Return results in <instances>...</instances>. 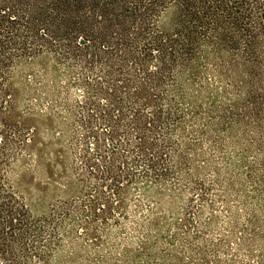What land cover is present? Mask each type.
<instances>
[{
    "label": "trees",
    "instance_id": "1",
    "mask_svg": "<svg viewBox=\"0 0 264 264\" xmlns=\"http://www.w3.org/2000/svg\"><path fill=\"white\" fill-rule=\"evenodd\" d=\"M40 57L58 74L53 115L19 108L16 78ZM35 120L67 147L77 187L42 217L11 178L36 146ZM197 135L220 150L245 139L242 151L221 150L246 183L242 260L221 259L190 213L132 220L143 200L175 201ZM258 240L264 0H0V264H51L64 250L70 263L264 264Z\"/></svg>",
    "mask_w": 264,
    "mask_h": 264
},
{
    "label": "rangeland",
    "instance_id": "2",
    "mask_svg": "<svg viewBox=\"0 0 264 264\" xmlns=\"http://www.w3.org/2000/svg\"><path fill=\"white\" fill-rule=\"evenodd\" d=\"M20 71L15 81L22 91L20 110L28 108L33 113L44 111L53 115L59 99V80L54 63L49 58L40 57ZM33 124L36 127V146L32 148L31 156L17 166V175L11 178L16 179L18 190L27 199L32 214L42 217L49 212L51 205L76 195L77 187L72 178L71 156L67 147H61L59 136L46 131L37 120ZM195 139L197 142L188 152L187 164L181 167L180 190L175 201L156 206L143 200L142 208L132 220L143 218V221H149L151 217L157 216L174 223L190 213L194 217L196 229L212 239L221 259L225 258L226 253L233 252L237 259L242 260L246 245L240 244L239 238L245 236L247 214L243 201L246 183H243L239 171L231 165L224 166L221 150L226 153V157L242 151L246 147L245 139L243 135L234 140L229 136L221 150L212 145L209 137L202 139L197 135ZM42 143H46V146L40 149ZM208 158L212 160L211 165L204 162ZM188 204L190 209L187 208ZM132 226V223H128L127 231H131ZM251 246L258 254L259 249L264 248V241H255ZM68 254L66 250L59 252L51 264H86L85 260L77 257L70 263L69 258H66ZM81 254L86 255L85 252ZM89 254L92 258L97 257L91 252Z\"/></svg>",
    "mask_w": 264,
    "mask_h": 264
}]
</instances>
